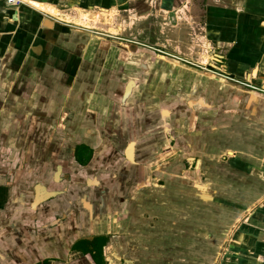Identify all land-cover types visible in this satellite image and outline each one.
Returning a JSON list of instances; mask_svg holds the SVG:
<instances>
[{"label":"crops","instance_id":"1","mask_svg":"<svg viewBox=\"0 0 264 264\" xmlns=\"http://www.w3.org/2000/svg\"><path fill=\"white\" fill-rule=\"evenodd\" d=\"M133 1L0 0V264H202L213 225L214 263L264 264V0H155L162 46L107 34Z\"/></svg>","mask_w":264,"mask_h":264},{"label":"rangeland","instance_id":"2","mask_svg":"<svg viewBox=\"0 0 264 264\" xmlns=\"http://www.w3.org/2000/svg\"><path fill=\"white\" fill-rule=\"evenodd\" d=\"M111 11H112V14H110V16H108V19L106 20L108 22L106 32L108 35L111 34L109 36H119L122 38H127L128 36H134V37L136 36L140 40H143L148 36L149 38L146 41H148L150 43L157 42L160 46H162L161 44H162V42H164V39L166 36H163L162 33L155 34L154 31H157L159 29L162 31L161 23L166 21V17L169 20V17H171V14L161 12L158 9V4L155 3V0H153V2H151V0H147V1L146 0H135L133 2H130L127 9L118 11L117 16L115 15L117 13L116 11H113V9ZM161 14H165V16H164L165 18H162ZM110 27H113L114 31H109L108 28H110ZM136 30H139V32H137ZM157 38H158V41H156ZM190 44H191L190 47L193 48L192 46L194 43L191 42ZM192 50L193 51H191V52H196V50H194V49H192ZM159 52H161V51H159ZM151 54H153V53H151ZM192 54H194V53H192ZM230 156H231V153L227 152V153H224L223 159H221L220 157H219V159L223 160V163H224L225 161L228 160V157L230 158ZM160 160L162 161V159H160ZM172 162H173L172 167L170 169H171V173L173 174V178L177 179L178 176H181V177L185 176L187 178L186 179L187 184H183L180 186L181 191L184 192V190H186L189 192V194L192 193L191 195L194 196V194L197 193V189L192 185H193V183H195V181H198L195 178L196 176H194L195 172L197 170L195 168L196 162L189 161V163L186 164V161L182 160V159H181V161L180 160H177V161L174 160ZM189 165H191V167H189ZM177 166H180L181 169H177ZM166 171H169V170H166ZM219 173L220 174L217 173L218 176L219 175L220 176L221 175L226 176V170H219ZM231 173H232V170H230V176H231ZM174 174H175V176H174ZM166 175L168 176V173H165V175L163 174L162 177L165 178ZM163 180L164 179H162V181ZM213 188H216V186H213ZM218 188L219 189L216 190L218 192L217 193L218 198H221L223 200H225L226 198H229V197H227L226 186H219ZM169 189H170V191H166L167 189L163 190V191L161 190V191L162 192H171L172 194H173V192H175V194H178V188H177V191L173 187H171ZM199 189H200V187H199ZM210 193L214 194V191H210ZM172 198L178 200L177 196L172 197ZM180 202L182 203V201H176V203H180ZM196 202H197V200H196ZM145 203H148V202H145ZM149 204H150V201H149ZM188 204H189L188 205L189 208L196 205L195 201L193 199H190V201H188ZM197 204H199V203H197ZM158 207H160V206L158 205ZM144 209H146L145 206H144ZM159 209L160 208H158L157 210H159ZM145 212H147V209ZM168 214H171L169 210H167L166 215H168ZM219 217H222V216H219ZM214 218H216V217H214ZM240 221H241V219H240ZM240 221H239V223H240ZM212 227L214 228V225L205 229L206 233H208V234H204V237L206 240V241L204 240V242H206V243H204V244H188L187 245L188 261L193 260V255L190 254V252L194 253L196 251L195 247H198V252H199L198 256H201L204 258L202 264H209V262H210V264H216V263H214V260L211 258L212 255H210V254L211 253L213 254L214 247L217 245L222 247V249L221 248H220V250L218 249L220 251L219 256L220 257L223 256V253L225 252V248L228 245V244H226V243H228V241H227L228 239L226 240V235L228 233L225 230H221V232H219V236L217 238L219 241V244H210V242H211V241H209L210 237L213 236V234H211L212 232L210 231V229ZM232 229H234V227H232ZM231 233H233V232H231V231L229 232V234H230L229 239L231 237ZM223 239H224V241L226 240L224 242V244H223ZM114 240H115V237H114ZM210 251H212V252L210 253ZM172 256H175V254L174 255L172 254ZM188 264H192V263H188Z\"/></svg>","mask_w":264,"mask_h":264},{"label":"trees","instance_id":"3","mask_svg":"<svg viewBox=\"0 0 264 264\" xmlns=\"http://www.w3.org/2000/svg\"><path fill=\"white\" fill-rule=\"evenodd\" d=\"M106 236H97L94 237L91 241L88 240H79L76 242L73 247H80L83 252H88L90 257L94 260L96 264H102L101 259V248L106 242ZM88 246L90 248H88Z\"/></svg>","mask_w":264,"mask_h":264},{"label":"built area","instance_id":"4","mask_svg":"<svg viewBox=\"0 0 264 264\" xmlns=\"http://www.w3.org/2000/svg\"><path fill=\"white\" fill-rule=\"evenodd\" d=\"M5 4L10 6H17L19 4L24 3L23 0H2Z\"/></svg>","mask_w":264,"mask_h":264},{"label":"water","instance_id":"5","mask_svg":"<svg viewBox=\"0 0 264 264\" xmlns=\"http://www.w3.org/2000/svg\"><path fill=\"white\" fill-rule=\"evenodd\" d=\"M23 1H25V0H23ZM155 48V47H154ZM156 50H161V49H159V48H155ZM93 180V179H92ZM94 181V180H93ZM54 192L55 191H50V192H48V194H46L45 196H47V195H50V196H53L54 195ZM44 196V197H45ZM43 199H45V198H37V199H35L34 201H33V205L32 206H35V203L36 204H38V203H40V202H42L43 201Z\"/></svg>","mask_w":264,"mask_h":264},{"label":"bare ground","instance_id":"6","mask_svg":"<svg viewBox=\"0 0 264 264\" xmlns=\"http://www.w3.org/2000/svg\"><path fill=\"white\" fill-rule=\"evenodd\" d=\"M29 3H30L31 5H33L34 7L39 8V9H41V8L43 7V5L40 4V3H38V2L29 1ZM47 8H48V7H47ZM91 16H93V15H91ZM100 16H101V15H100Z\"/></svg>","mask_w":264,"mask_h":264}]
</instances>
